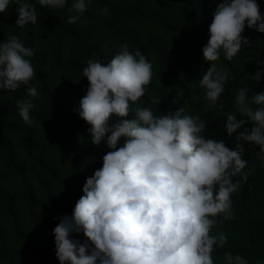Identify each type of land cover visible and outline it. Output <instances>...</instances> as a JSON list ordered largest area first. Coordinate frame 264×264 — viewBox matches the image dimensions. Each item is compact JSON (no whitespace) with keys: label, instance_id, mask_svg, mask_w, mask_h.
<instances>
[{"label":"clouds","instance_id":"obj_1","mask_svg":"<svg viewBox=\"0 0 264 264\" xmlns=\"http://www.w3.org/2000/svg\"><path fill=\"white\" fill-rule=\"evenodd\" d=\"M38 3L77 13L68 18L69 24H75L90 0H73L71 6L68 0ZM12 5L19 28L38 23L36 6L29 0H0V13ZM100 12L107 13L108 8ZM246 27L264 33L257 0L217 4L202 48L203 61L211 66L199 81L212 107L223 108L219 101L229 79L216 62L221 53L232 61L244 46H250L243 35ZM35 54L17 35L0 43V91L27 86V98L18 101L17 107L30 127L34 100L40 95L30 85L36 75L31 62ZM83 77L89 83L76 112L90 125L91 143L106 142L110 151L103 155L102 167L86 179L71 216L57 218L60 222L53 235L60 264H215L214 253L228 240L224 222L234 219L232 196L241 187L240 180L233 178L247 180L250 174L243 171L247 167L244 144L255 145L258 155L264 154V93L249 96V89L238 90L236 112L226 114L228 135L238 133L235 147L230 148L224 140L206 137L207 122L188 114L185 106L157 115L151 107L139 105L152 82V64L127 43L106 64L90 58ZM250 78L259 82L262 72ZM177 96L182 98L183 92ZM151 103L160 101L152 97ZM73 234H83L85 240ZM223 264L249 261L227 252Z\"/></svg>","mask_w":264,"mask_h":264},{"label":"trees","instance_id":"obj_2","mask_svg":"<svg viewBox=\"0 0 264 264\" xmlns=\"http://www.w3.org/2000/svg\"><path fill=\"white\" fill-rule=\"evenodd\" d=\"M29 2L36 6L35 25L19 28L15 5L0 13V43L17 35L35 49L31 62L36 75L30 85L40 92L30 127L17 107L27 98V86L0 91V264H60L53 235L57 218L71 216L86 179L102 167V157L110 151L106 142L91 143L90 125L76 112L89 83L83 77L87 61L96 58L106 64L124 43L132 51L139 49L153 70L139 105L151 107L157 115L185 106L188 114L207 122L206 137L234 148L238 133L228 135L226 114L236 112L240 88L249 89V96L264 93V33L246 27L243 35L250 46L232 61L221 53L217 67L229 75L221 109L210 106L199 86L211 66L203 61L202 48L221 0H90L75 24L68 18L77 13H68L67 8L54 10L40 6L38 0ZM72 2L68 0V6ZM257 2L264 15V0ZM104 7L108 12L101 14ZM258 70L262 79L256 82L250 77ZM181 91L182 98L177 96ZM152 97L160 104H152ZM123 143L122 139L120 146ZM244 148L243 171L250 174L247 180L233 178L241 187L232 196L234 219L224 222L228 240L214 253L215 264H223L227 252L239 253L249 264H264V154L258 155L255 145L245 143ZM73 238L85 240L83 234Z\"/></svg>","mask_w":264,"mask_h":264}]
</instances>
